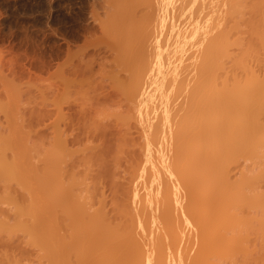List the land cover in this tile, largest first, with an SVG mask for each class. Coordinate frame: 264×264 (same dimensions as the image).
<instances>
[{"label": "bare ground", "instance_id": "bare-ground-1", "mask_svg": "<svg viewBox=\"0 0 264 264\" xmlns=\"http://www.w3.org/2000/svg\"><path fill=\"white\" fill-rule=\"evenodd\" d=\"M154 2L162 11L132 73L143 142L122 189L109 199L99 186L89 205L59 128L40 146L42 170L25 141L8 140L12 129L0 137L1 175L28 193L0 232L23 234L37 264H264V0ZM4 253L0 264H22Z\"/></svg>", "mask_w": 264, "mask_h": 264}, {"label": "rangeland", "instance_id": "rangeland-1", "mask_svg": "<svg viewBox=\"0 0 264 264\" xmlns=\"http://www.w3.org/2000/svg\"><path fill=\"white\" fill-rule=\"evenodd\" d=\"M146 1L0 0V137L6 139V130L12 129L10 136L17 134L12 136L18 139L13 141L8 135V140L18 142L19 149L23 146L25 150L26 147L32 150L33 154L29 155L23 150L24 155L33 158L42 170L44 163L38 158L43 157L41 147L45 150V146L53 143L55 130L62 131L69 143L68 149L77 152L67 162L66 171L70 168L77 174L81 182L77 192L88 198L85 199L89 205L96 206L101 194L99 186L100 190H106L109 199L110 189H122L128 182L127 169L140 155L139 143L143 137L138 121L139 103L131 91L132 73L143 58L145 30L162 11L154 0H148L150 4ZM126 14L131 18H124ZM154 37L159 40L158 31H154ZM157 39L158 47L161 40L158 43ZM13 122L22 133L13 129L16 124ZM8 123L13 126L6 128ZM21 140L26 144L22 145ZM124 140L131 144L124 146ZM119 142L123 144L120 148L129 150L125 149L117 157L115 153H121L115 149ZM16 149L15 155L19 157ZM13 152L10 153L13 155ZM101 156L106 164L101 162ZM18 157L14 159L19 161ZM20 160V165L26 166L25 159V162ZM0 179V223L4 220L15 225L19 216L11 203L25 202L27 196L23 199L22 194L28 193L22 192L16 180H13L16 184H7L8 178L1 173ZM9 195L16 198L10 202ZM117 196L122 198L121 192ZM111 208L109 205L108 209ZM4 252H8L11 262V256L22 264H37L40 259L37 248L28 244L21 233L0 232V261ZM233 264H239V260L235 259Z\"/></svg>", "mask_w": 264, "mask_h": 264}]
</instances>
